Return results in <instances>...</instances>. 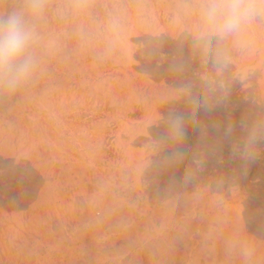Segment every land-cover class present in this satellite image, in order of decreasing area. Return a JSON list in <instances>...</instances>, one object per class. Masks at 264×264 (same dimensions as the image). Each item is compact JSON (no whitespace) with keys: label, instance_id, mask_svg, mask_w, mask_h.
Listing matches in <instances>:
<instances>
[{"label":"rangeland","instance_id":"obj_1","mask_svg":"<svg viewBox=\"0 0 264 264\" xmlns=\"http://www.w3.org/2000/svg\"><path fill=\"white\" fill-rule=\"evenodd\" d=\"M42 3L37 70L0 88L39 169L0 163V264H264V17L205 51L201 0Z\"/></svg>","mask_w":264,"mask_h":264},{"label":"clouds","instance_id":"obj_2","mask_svg":"<svg viewBox=\"0 0 264 264\" xmlns=\"http://www.w3.org/2000/svg\"><path fill=\"white\" fill-rule=\"evenodd\" d=\"M42 12V0H29L26 9L0 17V88L9 94L27 83L37 70L33 46L38 37L30 17ZM197 13L200 32L194 45L206 51L211 46L210 37L227 40L257 17H264V0H201ZM171 129L178 139L181 138L182 119L174 118Z\"/></svg>","mask_w":264,"mask_h":264},{"label":"crops","instance_id":"obj_3","mask_svg":"<svg viewBox=\"0 0 264 264\" xmlns=\"http://www.w3.org/2000/svg\"><path fill=\"white\" fill-rule=\"evenodd\" d=\"M0 163H5L10 166H17L21 164L28 165L32 170L39 172L36 167L35 153L25 148H19L11 141L0 140ZM2 185H0V189ZM2 191H0V210L8 213L13 212L12 205L9 201L3 198Z\"/></svg>","mask_w":264,"mask_h":264},{"label":"bare ground","instance_id":"obj_4","mask_svg":"<svg viewBox=\"0 0 264 264\" xmlns=\"http://www.w3.org/2000/svg\"><path fill=\"white\" fill-rule=\"evenodd\" d=\"M145 133V131H143Z\"/></svg>","mask_w":264,"mask_h":264}]
</instances>
